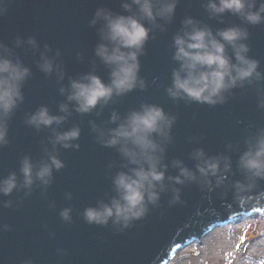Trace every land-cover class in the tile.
Segmentation results:
<instances>
[{
  "label": "water",
  "instance_id": "water-1",
  "mask_svg": "<svg viewBox=\"0 0 264 264\" xmlns=\"http://www.w3.org/2000/svg\"><path fill=\"white\" fill-rule=\"evenodd\" d=\"M123 2L0 0V8L5 10L0 15V42L12 51L13 59L19 57L31 71L22 87L24 100L8 121L9 143L0 147V180L14 172L18 185H22L20 168L25 156L37 168L48 162L49 155H56L64 164L59 170L53 169L48 185L35 180L30 194H26L27 188L19 186L10 195L0 194V264H167L178 249L201 239L214 226L229 224L239 213L264 211V200L254 199L264 193V180H257L251 193L242 194L249 199H238L233 188L235 181L247 183L238 166L239 157L247 150V141L264 129V108L258 106L264 98V80H254L225 93V103L216 105L173 99L167 93L173 70L179 67L173 59L174 37L181 33L186 17L199 22L198 26L207 25L214 34L234 25L246 28L249 36L243 42L250 49L247 55L260 62L262 73L264 23L249 25L230 13L210 17L204 7L207 0H178L170 23L157 18L163 29L144 21L152 29L144 53L139 56V76L145 87L113 97L109 104L92 112L79 113L75 111V102L67 101L70 81L88 73L100 76L106 83L110 79V69L95 55V48L101 43L98 30L102 22L95 26L90 22L99 7L119 15L138 14L135 6L132 12L126 11L121 6ZM18 37L24 41L19 47ZM29 38L36 40L37 48L27 43ZM227 52L235 62L231 46ZM41 53L59 66L63 79L55 69L47 74L40 70ZM62 87L64 94L60 92ZM63 103L68 104L70 114L60 111ZM144 104L158 105L176 117L171 139L165 144L163 163L168 165L167 176L178 175L174 160L183 161L195 171L196 161L191 154L201 148L207 156L230 157L231 171L219 187L216 179L211 178L210 191L198 182L180 185L165 180L168 190L160 194L157 205L149 204L146 215L127 228L114 225L111 220L107 225L89 224L84 218L85 209L98 207L101 202L110 203L116 196L114 176L128 171L123 167L127 161L118 147H106L99 142L90 121L107 131L119 123L110 122L113 111L123 119ZM41 106H46L51 115L66 119L60 125L37 130L26 119ZM76 126L81 132L72 143L79 148L53 146V129L64 132ZM172 188L181 190L178 203H171ZM5 202H11L10 206L5 207ZM64 209L71 210L70 220L61 217Z\"/></svg>",
  "mask_w": 264,
  "mask_h": 264
},
{
  "label": "clouds",
  "instance_id": "clouds-1",
  "mask_svg": "<svg viewBox=\"0 0 264 264\" xmlns=\"http://www.w3.org/2000/svg\"><path fill=\"white\" fill-rule=\"evenodd\" d=\"M207 0L204 5L210 17H220L224 13L238 16L249 25L264 23V0ZM178 0H131L122 3V7L132 12L133 6L138 14H114L106 7L97 8L91 24L95 26L102 22L98 32L101 38L95 48V55L110 69L109 82L100 76L88 73L80 79L70 81L68 102H75V111L89 113L98 106L103 107L113 100V97L126 95L137 87L143 89L145 82L139 76V56L144 53V46L150 38L152 29L146 27L144 21L153 27L157 18L170 23L175 15ZM4 9L0 8V15ZM181 33L174 37L175 52L173 59L179 67L173 70L172 85L167 88L168 95L173 98L186 99L201 104L216 105L225 103V93L245 83L264 80V73L259 71V61L250 58L247 53L249 33L239 25L219 29L214 34L207 25L198 26L199 22L192 17H186ZM190 29V30H189ZM24 43L19 37L17 47ZM34 49L38 47L34 38L27 41ZM231 46L235 57L227 52ZM47 49V45L45 46ZM59 56V52L56 53ZM12 51L0 42V147L9 143L8 130L11 116L24 100L22 87L31 71L24 66L19 57L12 58ZM41 71L51 73L58 71L63 79V71L54 64L45 53H41L38 63ZM65 89H60L61 94ZM258 106L264 108V98ZM60 111L69 113L68 104L60 105ZM66 116L51 115L46 106H41L30 114L26 123L35 127H51L60 125ZM176 117L165 113L164 109L155 104H144L140 110H133L123 119L113 111L111 123H117L115 128L107 131L92 123L97 139L106 147H118V151L127 161L123 165L128 171L118 172L113 178L114 196L110 203L101 202L98 207H89L84 211V218L89 224L107 225L109 221L122 228L130 226L134 220L141 219L148 212V205H157L160 194L168 190L165 180L173 184L183 185L186 182H198L202 188L209 191L212 179L216 186L222 185L231 171V159L224 155L207 156L204 150L193 151L192 158L196 161L195 171L184 165L181 160H174L173 167L178 169V175L167 176L168 165L163 163L165 144L171 139V129ZM54 131L53 146L62 145L64 148H79L72 141L78 140L81 129L76 126L64 132ZM159 137V140L156 139ZM231 147V145H229ZM132 165L133 167H130ZM239 169L245 174L247 183L235 181L233 188L238 199H249L242 194L251 193L256 188L257 180H264V129L247 141V150L239 157ZM64 167L56 155H49L48 162H43L37 168L30 157L25 156L21 161L20 171L23 184L18 185L17 176L13 172L0 180V194L10 195L19 187L27 188L30 194L35 180L48 185L52 172ZM35 169V172H34ZM199 173V176L197 175ZM174 193L171 203L181 200V190L172 188ZM70 198V194H69ZM253 199V197H251ZM257 201L264 200V193L255 197ZM11 202H5V207ZM70 209H64L60 215L64 220H70ZM241 264H256L251 255H245Z\"/></svg>",
  "mask_w": 264,
  "mask_h": 264
},
{
  "label": "rangeland",
  "instance_id": "rangeland-1",
  "mask_svg": "<svg viewBox=\"0 0 264 264\" xmlns=\"http://www.w3.org/2000/svg\"><path fill=\"white\" fill-rule=\"evenodd\" d=\"M215 229L217 230V237L218 238L222 237L223 236L222 233L225 231L230 233L229 235L232 238L234 244H237L239 246V248L235 249L234 246L231 245V246H228L227 248H225V250H229L230 254H233V255L234 254L241 255L243 252V248L245 249V252L243 253V257L245 255H248L247 251H248L249 247L253 243L264 239V221H261L258 218H254V219L253 218H247V219L243 220L242 222H239L238 224H232V225L229 224V225H223V226L216 225L213 228L209 229L208 231H211V230L215 231ZM207 232H205V234H207ZM200 240L201 239L193 240L190 243H188V244H191L187 248V250L189 251V254H186L185 256L182 255V253L185 249H180L181 250L180 251L181 252L180 258H174L173 260L170 259L167 264H236V261H237L236 256L233 257V256H230L229 254L224 255V256L219 254L214 259H211L210 262H207V263H205L202 259L198 260V259L194 258L195 256H193V255H194L195 251L200 250L202 248L200 246V243H201ZM184 248H185V246H184ZM202 250H203V248H202ZM211 258H213V257H211ZM238 259H240V257H238Z\"/></svg>",
  "mask_w": 264,
  "mask_h": 264
},
{
  "label": "bare ground",
  "instance_id": "bare-ground-1",
  "mask_svg": "<svg viewBox=\"0 0 264 264\" xmlns=\"http://www.w3.org/2000/svg\"><path fill=\"white\" fill-rule=\"evenodd\" d=\"M247 218H253V219L258 218L259 220L264 221V211H255V212L248 214V215H244L242 213H239L235 216V218L229 224H231V225L232 224H238L239 222H242L243 220H245ZM229 224H227V225H229ZM222 234H223V236L218 238L216 229H215V231H213V230L208 231L207 234H205L200 240V242H201L200 246L203 248V250L201 247H200L201 248L200 250H196L194 255H193V256H195L194 258H196L198 260L202 259L205 263H207V262H210L211 259H214L219 254H221L222 256L229 254L230 256H233V257L236 256V258H237L236 264H241V261L243 259V253L245 252V249L243 248V252L241 255L230 254V251L225 250V248L233 245L235 249H238L239 246L237 244H234L232 238L229 235L230 234L229 232L225 231ZM188 243H190V242H188ZM186 245H185V248H183L185 250L182 253V255H184V256L186 254H189V251L187 250V248L191 244H188L187 246ZM180 251L181 250L178 249L173 254L171 259L173 260L174 258H180V256H181ZM247 254L251 255L254 258V260L256 261V264H264V239L253 243L249 247ZM211 257H213V258H211ZM238 257H240V259H238Z\"/></svg>",
  "mask_w": 264,
  "mask_h": 264
}]
</instances>
